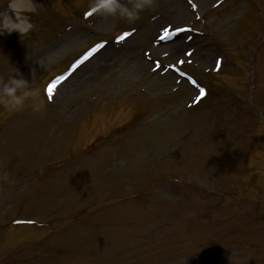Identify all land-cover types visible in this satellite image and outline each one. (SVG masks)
<instances>
[{
  "label": "rangeland",
  "instance_id": "obj_1",
  "mask_svg": "<svg viewBox=\"0 0 264 264\" xmlns=\"http://www.w3.org/2000/svg\"><path fill=\"white\" fill-rule=\"evenodd\" d=\"M35 2L0 35L39 91L0 105V264H264V0Z\"/></svg>",
  "mask_w": 264,
  "mask_h": 264
},
{
  "label": "clouds",
  "instance_id": "obj_2",
  "mask_svg": "<svg viewBox=\"0 0 264 264\" xmlns=\"http://www.w3.org/2000/svg\"><path fill=\"white\" fill-rule=\"evenodd\" d=\"M153 0H132V6L122 0H91L90 7L98 14L111 15L119 12L128 22L138 18L140 11L150 8ZM35 0H0V35L11 33L13 30L20 35L27 33L32 27L29 13H35ZM11 12V14H10ZM39 91L30 87V82L15 70L14 75L0 77V105L9 110H20L27 97H38ZM40 104L32 106L33 111H40Z\"/></svg>",
  "mask_w": 264,
  "mask_h": 264
},
{
  "label": "bare ground",
  "instance_id": "obj_3",
  "mask_svg": "<svg viewBox=\"0 0 264 264\" xmlns=\"http://www.w3.org/2000/svg\"><path fill=\"white\" fill-rule=\"evenodd\" d=\"M199 1H203V0H199ZM156 49H158V48H156ZM94 56H95V55H94ZM94 56H93V57H94ZM93 57H92V58H93ZM92 58H91V59H92ZM91 59H90V60H91ZM90 60H88V61H90ZM88 61H87V62H88ZM105 63H106L105 60H99V61L95 64V67H96V68L99 67V66L101 67V66H102L103 64H105ZM145 63H146L145 61H140V62H139V64H142L143 66L146 65ZM139 64H138V65H139ZM82 66H83V65H82ZM82 66H81V67H82ZM81 67H79L76 71H78ZM76 71H75V72H76ZM75 72H73V74H74ZM91 72H92V74L97 73V72H98V69L92 68V69H91ZM73 74H72V75H73ZM72 75H71V76H72ZM71 76H70V77H71ZM70 77H68V79L66 80V82L70 79Z\"/></svg>",
  "mask_w": 264,
  "mask_h": 264
},
{
  "label": "snow or ice",
  "instance_id": "obj_4",
  "mask_svg": "<svg viewBox=\"0 0 264 264\" xmlns=\"http://www.w3.org/2000/svg\"><path fill=\"white\" fill-rule=\"evenodd\" d=\"M86 15H87V13H86ZM124 35H128V33H125ZM188 54H190V53H188ZM47 91H48L49 96H51L52 89L51 88H48ZM200 92H201V95H203L204 90L203 89H200Z\"/></svg>",
  "mask_w": 264,
  "mask_h": 264
}]
</instances>
